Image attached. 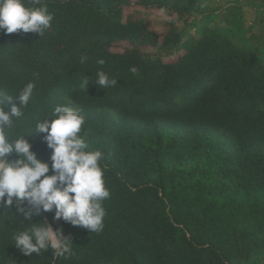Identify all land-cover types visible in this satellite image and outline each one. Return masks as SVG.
Returning <instances> with one entry per match:
<instances>
[{"label": "trees", "instance_id": "1", "mask_svg": "<svg viewBox=\"0 0 264 264\" xmlns=\"http://www.w3.org/2000/svg\"><path fill=\"white\" fill-rule=\"evenodd\" d=\"M248 1L253 23L236 0L221 17L201 14L202 0H46L55 19L41 39L0 30V90L36 83L15 131L58 104L78 107L110 191L100 232L54 211L33 217L63 230L68 257L24 256L10 235L28 222L15 199L0 207V264H264V0ZM132 3L167 17L162 35L125 13ZM99 70L118 84L96 86ZM43 135L26 139L51 165Z\"/></svg>", "mask_w": 264, "mask_h": 264}, {"label": "clouds", "instance_id": "2", "mask_svg": "<svg viewBox=\"0 0 264 264\" xmlns=\"http://www.w3.org/2000/svg\"><path fill=\"white\" fill-rule=\"evenodd\" d=\"M55 16L46 0H0V30L5 34L36 33L40 39L52 27ZM84 63V60H81ZM100 65L104 64L99 60ZM136 73L135 67L130 69ZM95 85L107 89L118 80L103 71L95 73ZM89 78L81 87L87 90ZM35 82H28L14 95L0 90V207L7 208L16 201V210L27 226L13 230L10 243L24 256H41L51 250L57 257L72 255L71 242L62 229H53L45 220L33 222V217L53 212L56 220L89 232H100L106 210L103 202L110 197L101 167L103 153L90 150L82 128L85 118L75 106L58 104L50 113L35 119L29 130L16 132L25 109L33 103ZM19 94V106L6 107ZM32 133L44 134L51 150V165L37 158L33 145L26 139ZM15 155L17 159L8 158ZM51 171V175L49 172Z\"/></svg>", "mask_w": 264, "mask_h": 264}, {"label": "rangeland", "instance_id": "3", "mask_svg": "<svg viewBox=\"0 0 264 264\" xmlns=\"http://www.w3.org/2000/svg\"><path fill=\"white\" fill-rule=\"evenodd\" d=\"M229 0H202V9L201 14L205 15L208 13H214L219 15L220 17L225 14V9L228 8L230 5L232 6L233 3H228ZM238 3V6H240L242 9V12L244 14V21H247L248 23L254 22L255 17V9L253 8V5L248 0H236ZM132 12L136 13L144 18H146L150 23V29L158 33L159 35H162V33L165 30V23L167 21V17H164L162 14L155 10H151L149 8H145L143 6H139L135 3H132L130 7L125 8V13ZM195 18H199L200 16L194 15ZM194 16H185L181 19H178L174 25L177 28V31H185L189 28V23L193 19ZM125 45L121 44V46L115 47L114 52H121L124 51ZM147 52L151 53H163L164 49L156 48L152 50H148ZM176 54V53H175ZM173 54L172 56H174ZM162 55V54H161ZM171 57H165L166 60H171Z\"/></svg>", "mask_w": 264, "mask_h": 264}]
</instances>
